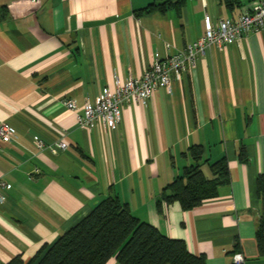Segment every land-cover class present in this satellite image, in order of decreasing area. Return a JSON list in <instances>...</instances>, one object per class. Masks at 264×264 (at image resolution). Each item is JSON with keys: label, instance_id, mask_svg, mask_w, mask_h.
<instances>
[{"label": "crops", "instance_id": "obj_1", "mask_svg": "<svg viewBox=\"0 0 264 264\" xmlns=\"http://www.w3.org/2000/svg\"><path fill=\"white\" fill-rule=\"evenodd\" d=\"M155 1L0 0L7 10L0 18V124L17 133L0 141V264L16 256L29 263L112 196L139 221L183 240L205 264H233L236 254L244 264H264L256 241L264 210L257 193L264 178V30L208 47L169 93L159 88L145 105H124L114 130L77 122L81 106L114 92L116 79L140 77L202 38L205 15L217 27L256 0L231 9L219 0H187L166 14L136 15ZM67 101L78 110H68ZM34 137L55 152L37 150ZM195 145L209 163L226 159L230 182L183 211L161 196L194 163L187 152ZM202 171L212 178L208 164Z\"/></svg>", "mask_w": 264, "mask_h": 264}, {"label": "trees", "instance_id": "obj_2", "mask_svg": "<svg viewBox=\"0 0 264 264\" xmlns=\"http://www.w3.org/2000/svg\"><path fill=\"white\" fill-rule=\"evenodd\" d=\"M187 0H156L136 12L166 14L181 9ZM226 8L241 6L243 0H219ZM7 15L0 9V18ZM193 164L185 167L179 177L163 190L162 200L167 204L178 203L183 211L199 207L203 202L217 197L219 187L230 182L225 158L209 163L204 159L201 145L188 149ZM240 161L245 154L239 153ZM208 164L212 178L205 177L202 165ZM257 193L264 209V178L257 179ZM256 241L259 257L264 259V210L259 222ZM45 252V253H44ZM108 264L115 259L118 264H205L204 256L192 255L183 240L162 235L153 226L135 218L126 204L116 196L108 197L94 205L92 211L69 231L64 233L47 250H41L27 264ZM7 264H24L20 256Z\"/></svg>", "mask_w": 264, "mask_h": 264}, {"label": "built area", "instance_id": "obj_3", "mask_svg": "<svg viewBox=\"0 0 264 264\" xmlns=\"http://www.w3.org/2000/svg\"><path fill=\"white\" fill-rule=\"evenodd\" d=\"M264 30V0H256L250 9L243 12L237 19H224L215 27L207 15L204 16V35L197 42L189 44L182 52L170 54L165 59L155 61L140 77H135L131 72L125 79L115 80V91L105 92L93 101H86L82 106L81 115L77 116L80 125L95 127L98 124L114 130L121 121L122 107L124 105H145L153 93L161 88L169 93L175 82L181 81L189 68L195 66L197 60L208 47L221 48L234 44L237 40L250 32ZM70 111H77L73 101L64 104ZM17 139V133L8 124H0V141L9 142ZM33 145L37 150L46 148L55 152V149L46 145L40 138L34 137ZM57 148L64 149L65 144L58 142ZM6 185L0 183V190H5ZM3 196L0 193V201ZM241 254L233 257V264H244Z\"/></svg>", "mask_w": 264, "mask_h": 264}]
</instances>
